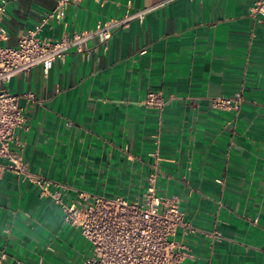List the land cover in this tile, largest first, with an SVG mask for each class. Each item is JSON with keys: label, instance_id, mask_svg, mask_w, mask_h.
Masks as SVG:
<instances>
[{"label": "crops", "instance_id": "obj_1", "mask_svg": "<svg viewBox=\"0 0 264 264\" xmlns=\"http://www.w3.org/2000/svg\"><path fill=\"white\" fill-rule=\"evenodd\" d=\"M164 0H82L38 36L57 39ZM256 0H167L116 31L53 62L13 76L27 129L11 144L26 169L78 193L139 197L156 175L160 194L177 196L193 229L175 239L180 264H264V13ZM56 0L8 2L1 17L16 47ZM144 50V53H140ZM148 90L167 100L143 106ZM31 95L32 97H29ZM241 96L236 109L215 97ZM0 157L3 264H81L90 243L60 207ZM217 232L218 237L211 236Z\"/></svg>", "mask_w": 264, "mask_h": 264}, {"label": "built area", "instance_id": "obj_2", "mask_svg": "<svg viewBox=\"0 0 264 264\" xmlns=\"http://www.w3.org/2000/svg\"><path fill=\"white\" fill-rule=\"evenodd\" d=\"M13 1L17 0H0V41L8 38L1 17L6 4ZM81 1L56 0L54 8L43 14L41 22L20 36L16 47L0 44V157L7 159V167L21 175L23 180L32 182L40 196L48 197L57 204L64 221L79 229L90 243V253L81 264H180L188 254L181 242L175 239V234L178 229L184 235L192 233L193 229L184 220L180 199L158 193L155 174L150 176L148 185L139 197H106L98 194L82 196L80 192L81 200L69 203L65 198L67 185L29 172L18 153L11 148V144L17 142L15 131L28 128L18 103L19 95L5 88L13 76L26 74L38 65L46 73L53 62L63 59L69 50L84 54L87 42L94 38L106 48L116 31L127 27L132 21L142 23L146 13L167 0L126 12L120 18L100 20L90 29L62 34L57 39L38 36L43 24L51 19L60 20L70 4ZM250 13L263 14L264 0H256ZM144 52L142 50L140 53ZM241 100L240 95L215 97L212 106L221 110L236 109ZM166 103L160 91L152 90L146 92L142 101L144 107L157 112H161ZM210 235L218 237L220 234L214 232ZM5 258L6 254L0 252V264H3Z\"/></svg>", "mask_w": 264, "mask_h": 264}]
</instances>
